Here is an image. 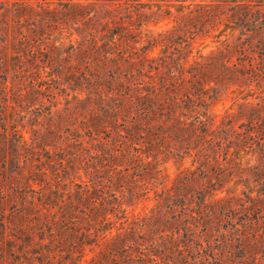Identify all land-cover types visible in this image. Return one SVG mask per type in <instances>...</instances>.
<instances>
[{
    "label": "trees",
    "instance_id": "trees-1",
    "mask_svg": "<svg viewBox=\"0 0 264 264\" xmlns=\"http://www.w3.org/2000/svg\"><path fill=\"white\" fill-rule=\"evenodd\" d=\"M159 1L156 10L169 13L172 0ZM190 1L179 6L180 12L188 9L181 14V26L155 32L143 22L146 9L152 8L145 0H36L35 7L30 0L13 1L12 5H20L13 9L17 14L13 17L8 15L9 1L0 0V30L5 41L17 26L45 25L65 32L68 46L59 64L64 80L98 100L100 114L89 118L85 134L95 138L108 129L105 137L114 135L105 164L115 169L114 161L128 155L132 167L142 166L143 173L156 177L164 160L173 158L180 167L190 159L193 169L180 170L172 185L157 194L158 208L169 200L179 205L170 239L180 231L188 238L194 228L210 234L225 226L229 220L222 204L240 199L238 194L229 199L219 196L226 185L234 193L242 186L240 193L249 203L239 210L231 208L229 213L254 224L264 217V193L252 195L256 187L264 189V0ZM187 20L193 33L204 28L217 31L214 50L189 60L176 48L175 31H181ZM236 30L239 34L233 37ZM255 37L257 55L250 56L246 45ZM180 38L181 34L176 37ZM18 40L29 43L37 39L23 32ZM3 57L6 74L7 59ZM48 57L50 66L55 60ZM55 72L61 73L51 74ZM228 91L238 96L218 121L213 106ZM86 192H78L74 198L63 193L61 197L66 194V198L58 206L59 219L71 222L73 212H91L96 201ZM108 220L104 216L99 221L102 231L111 228L104 227ZM161 222L154 215L148 230L163 235L166 230L159 226ZM260 237L264 243V231ZM126 249L133 253L131 261H140L139 247L122 246ZM118 253H112L113 261L118 260Z\"/></svg>",
    "mask_w": 264,
    "mask_h": 264
},
{
    "label": "rangeland",
    "instance_id": "rangeland-1",
    "mask_svg": "<svg viewBox=\"0 0 264 264\" xmlns=\"http://www.w3.org/2000/svg\"><path fill=\"white\" fill-rule=\"evenodd\" d=\"M8 1V15L16 16L13 9L20 5L11 3L21 0ZM145 1L152 8L146 9L143 22H148L147 28L155 32L181 26V14L188 9L180 12L179 6L191 3L172 0L167 13L156 10L155 5L161 1ZM30 2L35 7L36 0ZM186 23L181 31H175V46L189 60L216 48L217 31L204 28L193 33L190 21ZM23 32L36 37V42L19 41ZM179 34L181 38L176 39ZM224 34L228 35L229 30ZM238 34V30L234 31L233 37ZM65 35L61 29L45 25L17 26L9 31L5 41L0 30V264H264L260 237L264 217L254 224L246 217L238 219L240 214L228 212L249 205L240 193L242 186L234 193V188L226 185L219 193L228 199L235 194L240 196L222 204L229 220L225 226L212 229L210 234L194 228L188 238L180 231L170 239L179 205L169 200L158 208L157 194L172 185L180 170L193 169L190 159L186 158L180 167L173 158L164 160L156 177L143 173L142 166L132 167L128 155V159L114 161L115 169L105 164L112 152L114 135L105 137L108 129L95 138L85 134L91 123L89 118L100 114L98 100L64 80L59 64L68 46ZM257 40L255 37L246 45L250 56L257 55ZM49 55L55 60L50 66ZM3 56L7 59L6 74L1 66ZM52 71L61 73L51 74ZM236 96L228 91L215 102L218 121ZM66 192L72 198L78 192H86L96 201L95 208L91 212H73L71 222L59 219L58 206L65 202L62 200L66 194L61 195ZM257 192L264 193V189L256 187L252 195ZM154 215L162 219L159 226L165 227L163 235L148 230ZM104 216L109 218L104 227H111L107 231L99 228ZM120 226L123 228L117 230ZM128 245L139 247L140 261H131L132 251L122 250ZM114 250L119 251L117 261L112 260Z\"/></svg>",
    "mask_w": 264,
    "mask_h": 264
}]
</instances>
